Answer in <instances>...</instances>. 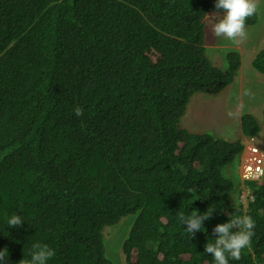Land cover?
<instances>
[{
  "label": "trees",
  "instance_id": "1",
  "mask_svg": "<svg viewBox=\"0 0 264 264\" xmlns=\"http://www.w3.org/2000/svg\"><path fill=\"white\" fill-rule=\"evenodd\" d=\"M215 11V0H0L5 264L30 259L37 242L55 250L48 264H113L104 228L136 211L128 264H214L205 244L231 214L256 226L229 264L264 263V175L243 182L244 203L228 167L244 142L180 126L195 93L218 94L241 67L237 49L226 70L207 55L205 18ZM252 64L264 73V48ZM241 131L258 137V119L243 113ZM208 208L190 237L179 214ZM14 214L22 226H8Z\"/></svg>",
  "mask_w": 264,
  "mask_h": 264
},
{
  "label": "rangeland",
  "instance_id": "2",
  "mask_svg": "<svg viewBox=\"0 0 264 264\" xmlns=\"http://www.w3.org/2000/svg\"><path fill=\"white\" fill-rule=\"evenodd\" d=\"M208 16L205 19L207 55L216 66L226 70L227 54L237 49L241 57V67L234 82L218 94L195 93L180 120V126L196 133H211L230 141L242 140L245 145L241 154L243 157L249 144V137L243 136L241 131L243 113H251L258 119L261 131L255 142H258L264 150V73L252 64L256 53L264 48V0H260L256 22L247 23L248 39L239 46L233 45L228 40L213 37ZM246 89H250L253 95L245 96ZM239 104L243 107H238ZM230 111L233 113L232 116H229ZM242 157L237 165L228 167L229 170H234L236 184L239 185L234 200L246 203L247 187L241 178ZM225 170L227 171V167ZM137 214L138 211L123 217L117 224L104 228L105 253L113 264H128L123 251V241L127 238Z\"/></svg>",
  "mask_w": 264,
  "mask_h": 264
},
{
  "label": "clouds",
  "instance_id": "3",
  "mask_svg": "<svg viewBox=\"0 0 264 264\" xmlns=\"http://www.w3.org/2000/svg\"><path fill=\"white\" fill-rule=\"evenodd\" d=\"M259 9L260 0H215L216 11L211 16L207 15L211 21V34L215 38L225 39L239 46L248 39V19L255 16ZM244 95L252 96L253 93L250 89H246ZM238 107L242 108L243 105L239 104ZM75 114L82 115V109L77 107ZM232 115L230 111L229 116ZM191 191L192 189H189V192ZM213 211L214 209L210 211L208 208L204 213H198L196 210L188 215L180 213L178 220L182 225H186L185 231L193 237L195 232L201 231L203 222L211 218ZM23 221L19 215L14 214L7 219V224L9 227H19L22 226ZM255 226L256 222L250 215H229L227 222L214 226L212 233L216 238L205 244L204 252L211 255L214 264H229L230 258L239 261L243 250L252 242ZM55 254V250L47 244L33 243L30 259L23 258L18 264H48ZM7 256L6 248L0 250V264H5Z\"/></svg>",
  "mask_w": 264,
  "mask_h": 264
},
{
  "label": "built area",
  "instance_id": "4",
  "mask_svg": "<svg viewBox=\"0 0 264 264\" xmlns=\"http://www.w3.org/2000/svg\"><path fill=\"white\" fill-rule=\"evenodd\" d=\"M248 143L246 154L242 157L243 181L259 179L264 175V150L255 142V137H251Z\"/></svg>",
  "mask_w": 264,
  "mask_h": 264
}]
</instances>
